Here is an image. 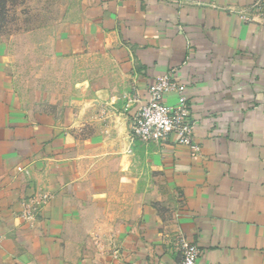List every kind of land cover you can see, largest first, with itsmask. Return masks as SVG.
Instances as JSON below:
<instances>
[{
	"label": "crops",
	"instance_id": "crops-1",
	"mask_svg": "<svg viewBox=\"0 0 264 264\" xmlns=\"http://www.w3.org/2000/svg\"><path fill=\"white\" fill-rule=\"evenodd\" d=\"M253 3L84 0L58 29L44 85L22 83L0 41V264H175L182 235L199 264H264V17ZM169 72L200 152L130 135ZM43 190L52 199L29 224L22 202Z\"/></svg>",
	"mask_w": 264,
	"mask_h": 264
},
{
	"label": "built area",
	"instance_id": "built-area-1",
	"mask_svg": "<svg viewBox=\"0 0 264 264\" xmlns=\"http://www.w3.org/2000/svg\"><path fill=\"white\" fill-rule=\"evenodd\" d=\"M254 15L264 17V0H254L250 6ZM243 19L252 18L243 15ZM176 68L172 69L174 72ZM169 72L158 77L149 87V97L132 116L129 130L133 139L145 142H162L173 138L176 144L186 145L200 152L201 146L195 142V121L191 118V110L185 87ZM175 93L177 101L168 104L166 96ZM19 172L28 173L24 167ZM52 194L49 191H36L22 202L21 218L33 224L50 203ZM2 237L0 236V241ZM181 258L175 264H199L200 249L187 236L179 237Z\"/></svg>",
	"mask_w": 264,
	"mask_h": 264
},
{
	"label": "rangeland",
	"instance_id": "rangeland-1",
	"mask_svg": "<svg viewBox=\"0 0 264 264\" xmlns=\"http://www.w3.org/2000/svg\"><path fill=\"white\" fill-rule=\"evenodd\" d=\"M83 15L84 0H0V41L8 44L9 61L22 83H46L55 65L58 29Z\"/></svg>",
	"mask_w": 264,
	"mask_h": 264
}]
</instances>
